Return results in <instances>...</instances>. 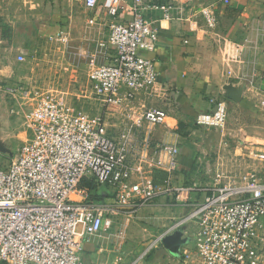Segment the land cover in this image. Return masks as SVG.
Returning a JSON list of instances; mask_svg holds the SVG:
<instances>
[{
	"label": "built area",
	"instance_id": "obj_1",
	"mask_svg": "<svg viewBox=\"0 0 264 264\" xmlns=\"http://www.w3.org/2000/svg\"><path fill=\"white\" fill-rule=\"evenodd\" d=\"M121 1L85 0L111 18L102 43L112 48L109 61L91 64L88 74L90 98L101 108L124 105L159 82L147 54L158 35L146 14L171 18L169 7L130 0L131 16L120 20ZM201 12L211 20L206 8ZM2 90L31 101V108L25 115L28 140L0 166V264H87L85 243L101 237L115 217H132L163 194L188 208L181 224L192 247H185L180 264L190 253L193 264H264V173L252 171L243 183L201 188L198 195L155 184V172L169 175L180 166L176 145L154 142L148 133L138 142L128 133L109 136L101 114L66 107L38 88L4 84ZM215 106L198 113L195 124L223 125L226 105L221 100ZM167 116L164 108L148 107L138 121L161 125ZM93 187L104 190L103 200H92Z\"/></svg>",
	"mask_w": 264,
	"mask_h": 264
},
{
	"label": "rangeland",
	"instance_id": "obj_2",
	"mask_svg": "<svg viewBox=\"0 0 264 264\" xmlns=\"http://www.w3.org/2000/svg\"><path fill=\"white\" fill-rule=\"evenodd\" d=\"M7 1L0 0V18L7 16V23L30 32V55L25 68L31 79L30 86L51 93L66 107L91 115L101 114L106 133L118 139L124 133L137 142L145 133L162 137L168 128L174 127L175 145L188 147L190 153L185 163L180 162L178 169L166 176L168 187L191 188V195H198L201 188L228 185L229 181L243 183L242 177L247 173H264V110L234 109L229 107L228 99H222L227 108L223 125L199 127L195 117L185 109H171L170 100L165 99L157 84L146 92L134 93L124 105L101 108L90 98L89 68L91 64H100V60L95 56L94 44H88L85 39L89 27L83 15L78 13L76 19L58 20L63 31L56 32L57 26L51 21L53 11H69V3ZM50 23L53 28H46ZM148 107L164 108L168 113L165 122L161 125L139 122L140 113ZM25 115L12 117L11 128L6 130L9 133L12 130V147L9 151L0 150V166L28 140ZM2 131L3 136L5 130ZM130 150V157L136 159V152L132 147ZM148 206L151 208L144 207L146 213L120 221L119 229L125 233L121 256L127 264H178L177 258L191 242L189 231L181 224L188 208L184 202L165 194ZM165 240L175 245V254L163 245Z\"/></svg>",
	"mask_w": 264,
	"mask_h": 264
},
{
	"label": "crops",
	"instance_id": "obj_3",
	"mask_svg": "<svg viewBox=\"0 0 264 264\" xmlns=\"http://www.w3.org/2000/svg\"><path fill=\"white\" fill-rule=\"evenodd\" d=\"M129 1H121L123 10L118 19L130 18ZM147 1L152 5L169 7L171 15L170 19H162L160 11H147L146 14L158 35L154 50L147 54L154 60L159 74L157 88H162L165 99L170 100L171 109H185L195 117L200 112L215 109L219 100L228 99L229 107L234 109L264 110V0H229L226 4L220 0ZM52 2L69 3V11H53L51 21L58 27L56 32L63 31L58 20L76 19L80 13L89 27L85 36L87 43L96 47L94 54L100 64L107 63L112 48L110 45L104 47L102 43L106 41L111 18L102 7L99 4L86 7L85 0ZM203 8L212 14L211 20L205 18L201 12ZM7 20V16L3 20L0 18V150L9 151L12 130L10 133L6 130L11 128L12 117L25 114L31 103L25 98H12L3 92L2 87L7 83L35 87L30 86L31 79L25 72L30 55V32L28 29L18 30ZM46 28L53 26L50 23ZM228 87L232 88L231 93ZM173 128H168L164 136L152 135L151 139L175 145ZM2 129L5 130L3 136ZM177 147L179 163H185L190 150ZM98 189L101 193L104 191ZM103 195L101 200L105 198ZM141 209L136 216L146 213V208ZM123 218L115 217L110 229L101 237L85 243L87 264H127L126 258L120 254L125 241L124 230L119 229ZM194 262L195 257L190 253L183 264Z\"/></svg>",
	"mask_w": 264,
	"mask_h": 264
},
{
	"label": "trees",
	"instance_id": "obj_4",
	"mask_svg": "<svg viewBox=\"0 0 264 264\" xmlns=\"http://www.w3.org/2000/svg\"><path fill=\"white\" fill-rule=\"evenodd\" d=\"M153 179L155 184L163 185L166 182V174L165 173L154 174ZM93 188L95 195L92 197V200L100 201L102 197L101 190H97V187L96 188L93 187Z\"/></svg>",
	"mask_w": 264,
	"mask_h": 264
},
{
	"label": "water",
	"instance_id": "obj_5",
	"mask_svg": "<svg viewBox=\"0 0 264 264\" xmlns=\"http://www.w3.org/2000/svg\"><path fill=\"white\" fill-rule=\"evenodd\" d=\"M228 89H229V91H230V93H231L232 88H231V87H228ZM163 245L166 247V249H168V251H170V253H174L175 250H176L175 245L172 244V242L169 241V240H165V241L163 242Z\"/></svg>",
	"mask_w": 264,
	"mask_h": 264
}]
</instances>
